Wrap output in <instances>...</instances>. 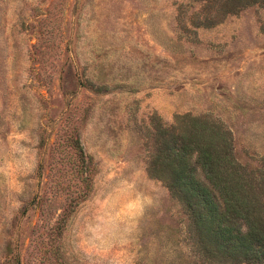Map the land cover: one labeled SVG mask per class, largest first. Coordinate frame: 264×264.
Segmentation results:
<instances>
[{
	"label": "rangeland",
	"instance_id": "1",
	"mask_svg": "<svg viewBox=\"0 0 264 264\" xmlns=\"http://www.w3.org/2000/svg\"><path fill=\"white\" fill-rule=\"evenodd\" d=\"M180 116L264 190V0H0V264H229L148 173Z\"/></svg>",
	"mask_w": 264,
	"mask_h": 264
},
{
	"label": "trees",
	"instance_id": "2",
	"mask_svg": "<svg viewBox=\"0 0 264 264\" xmlns=\"http://www.w3.org/2000/svg\"><path fill=\"white\" fill-rule=\"evenodd\" d=\"M179 120L160 129L148 173L183 206L199 250L219 263L264 264V190L236 162L220 126Z\"/></svg>",
	"mask_w": 264,
	"mask_h": 264
}]
</instances>
